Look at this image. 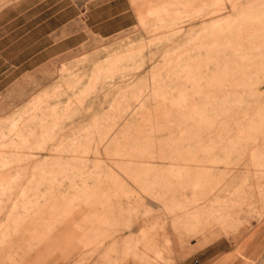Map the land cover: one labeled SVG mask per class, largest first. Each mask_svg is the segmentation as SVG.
Here are the masks:
<instances>
[{"label": "rangeland", "instance_id": "obj_1", "mask_svg": "<svg viewBox=\"0 0 264 264\" xmlns=\"http://www.w3.org/2000/svg\"><path fill=\"white\" fill-rule=\"evenodd\" d=\"M139 2L0 85V264L188 263L264 221V0Z\"/></svg>", "mask_w": 264, "mask_h": 264}, {"label": "crops", "instance_id": "obj_2", "mask_svg": "<svg viewBox=\"0 0 264 264\" xmlns=\"http://www.w3.org/2000/svg\"><path fill=\"white\" fill-rule=\"evenodd\" d=\"M0 1V85L34 75L89 37L128 30L130 19L138 22V7L145 6L138 0H12L4 6L7 1ZM187 262L175 264H264V221L227 247L205 246Z\"/></svg>", "mask_w": 264, "mask_h": 264}]
</instances>
